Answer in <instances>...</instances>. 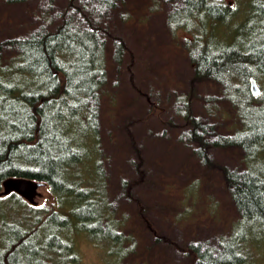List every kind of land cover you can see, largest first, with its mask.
<instances>
[{"label":"trees","instance_id":"16d2710c","mask_svg":"<svg viewBox=\"0 0 264 264\" xmlns=\"http://www.w3.org/2000/svg\"><path fill=\"white\" fill-rule=\"evenodd\" d=\"M6 1L14 4L27 0ZM87 1L97 6L99 13L116 9L122 2ZM180 1L181 5L168 14V26L175 36L180 32H194L186 39L185 46L195 70L194 81L208 80L215 85L218 96L207 100L228 106L224 111H215L226 122V128H233L230 133H218L217 140L206 138L208 129L213 127L195 117L192 103L196 92L192 86L189 94L178 98L185 120L191 126L188 137L198 144L196 152L205 164L212 165L208 154L210 145L239 147L245 152L247 163L243 170L222 167L239 214L234 224L235 228H241L237 239H230L226 233L218 247L198 243L183 251L190 257V264H246L250 236L260 238L261 232L264 233V84L259 97H254L249 89L251 76L264 82V35L258 39L259 34L247 29L252 18L255 22L259 17L264 18V4L255 5L257 0L254 1L256 10L249 21L243 18L236 24L232 41L226 42L215 36L214 29L227 23L235 7L222 0ZM81 17L85 22L82 25L75 16L66 14L55 31L42 26L28 35L12 38L5 45L11 47L13 55L0 56L3 98L0 103V191L6 178L26 177L44 182L71 203L65 211L53 204L45 209V216L55 222L49 232L50 239L46 244L37 239L35 251L32 248V255H25L21 249L29 252V240L43 222V215L33 212L43 208L32 206L17 194L1 197L0 235H4L0 238L3 245L0 264H53L45 258L48 250L57 252L61 264H66L65 261L70 264L76 253L73 248L72 254L70 233L62 234V229L66 232L76 226L91 235L100 234L106 229L104 217L111 214L108 211L107 214L85 213L92 204L103 203L104 208L110 209L102 188V170L96 171L99 176L91 178L92 183L85 184L75 168L84 165L88 150L92 153L98 147L94 143L99 139L101 93L109 80L110 66H120L129 48L119 39L110 53L100 29L83 11ZM205 32L209 36L206 46L195 47L197 43L191 38L202 39L198 34ZM98 164L94 160V167ZM122 185L126 188L125 196L130 197V184L123 180ZM142 211L140 207L139 213ZM114 219L119 220L116 216ZM142 219L146 218L142 215ZM147 226L151 227L149 222ZM122 228L124 223L112 229L109 225L108 234L103 237L115 244L124 243ZM157 240L162 238L157 236ZM134 244L122 252V258L135 251Z\"/></svg>","mask_w":264,"mask_h":264},{"label":"rangeland","instance_id":"374dc122","mask_svg":"<svg viewBox=\"0 0 264 264\" xmlns=\"http://www.w3.org/2000/svg\"><path fill=\"white\" fill-rule=\"evenodd\" d=\"M222 1L235 7L227 23L214 29L215 36L226 42L232 41L236 24L243 18L249 21L256 10L254 3L264 4L263 0ZM180 5V0H122L118 8L99 13L98 7L87 0H27L14 4L0 0L1 58L13 55L6 41L28 35L42 26L55 31L66 14L84 24L82 11L100 29L110 53L119 39L129 48L120 66H110L109 80L101 93L99 139L94 143L98 144L97 150L92 149V153L88 150L84 165L75 168L85 184L92 183L91 178L99 176L96 171L102 170V188L110 209L104 208L103 203L92 204L85 213L107 214L108 211L111 214L104 217L106 229L100 234L91 235L76 226L66 232L62 229V234L70 233L67 235L76 253L70 264H190L184 248L198 243L218 247L226 233L230 239H237L241 230L234 226L239 214L222 167L243 170L247 166L245 152L239 147L210 145L208 154L212 165L205 164L196 152L198 144L188 137L191 126L178 101L194 86V115L214 128L208 129L206 138L217 140L218 133L233 131L232 127L226 128V122L215 111H224L228 106L207 100L218 96L215 85L208 80L194 81L195 70L185 49L186 39L194 32H180L175 36L168 26V14ZM247 29L259 34L256 38L263 36L264 18L259 17L257 22L252 18ZM207 32L198 34L202 39L191 38L197 43L195 47L206 46ZM94 160L99 161L98 167H94ZM123 180L130 184V197L124 194ZM40 191L44 196L38 199L39 207L44 210L33 214L41 213L43 222L29 240V252L21 249V254L32 255L38 241L42 244L49 241L55 222L45 216L46 208L52 204L61 211L70 208L71 203L50 186ZM123 223L124 228L120 230L124 243L115 244L103 237L108 234L109 225L112 229ZM261 234L260 238L250 236L246 264H264V233ZM157 236L162 240H157ZM133 243L135 251L122 258V252ZM1 246L0 242V253ZM56 254L48 250L47 262L61 264Z\"/></svg>","mask_w":264,"mask_h":264},{"label":"water","instance_id":"95a60500","mask_svg":"<svg viewBox=\"0 0 264 264\" xmlns=\"http://www.w3.org/2000/svg\"><path fill=\"white\" fill-rule=\"evenodd\" d=\"M249 89L254 97H259L263 93L262 86L254 76L249 77ZM45 185L44 182L31 178L11 176L3 180L0 198L17 194L32 206H39L38 199L44 196L40 189Z\"/></svg>","mask_w":264,"mask_h":264}]
</instances>
